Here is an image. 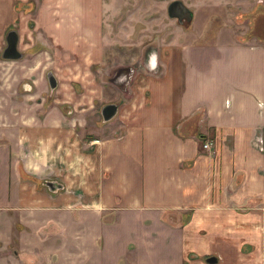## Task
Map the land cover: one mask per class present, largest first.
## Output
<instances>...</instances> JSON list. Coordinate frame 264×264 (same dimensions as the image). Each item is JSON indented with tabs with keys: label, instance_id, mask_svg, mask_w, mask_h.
<instances>
[{
	"label": "crops",
	"instance_id": "obj_1",
	"mask_svg": "<svg viewBox=\"0 0 264 264\" xmlns=\"http://www.w3.org/2000/svg\"><path fill=\"white\" fill-rule=\"evenodd\" d=\"M15 3L0 0L4 31L18 16ZM42 29L52 30L57 48L67 40L55 22ZM224 39L175 45L157 55L155 69L149 58L130 96L115 104L108 93L106 104L117 107L116 131L108 136L87 133L83 140L72 121L68 135L59 128L57 137L60 123L44 118L40 136L28 143L31 155L20 160L25 174L63 189L42 188L30 202L94 213L98 221L115 214L127 229H145V220L162 225L163 213L176 212L185 220L178 228L162 225L176 239L162 245L164 259L264 264V42ZM90 43L100 47L98 38ZM44 53L32 61L44 64ZM94 84L87 88L97 90ZM99 87L100 94L110 90L104 82Z\"/></svg>",
	"mask_w": 264,
	"mask_h": 264
},
{
	"label": "rangeland",
	"instance_id": "obj_2",
	"mask_svg": "<svg viewBox=\"0 0 264 264\" xmlns=\"http://www.w3.org/2000/svg\"><path fill=\"white\" fill-rule=\"evenodd\" d=\"M173 1L192 12L190 23L168 16ZM13 3L18 16L5 31L0 29V264H189L186 258L181 263L164 259L162 248L176 242L162 225L180 227L185 220L181 214L163 213L162 225L145 220L147 228L135 224L127 229L115 214L98 221V215L85 211L42 210L43 204L30 202L29 195L38 197L47 187L25 174L20 156L31 155L28 143L40 136L37 130L44 118L60 123L57 137L59 128L66 133L60 136L68 135L72 121L83 140L87 133L103 137L116 131L117 119L103 130L110 122L101 114L110 103L108 93L115 104L122 95L130 96L136 76L147 70L153 53L163 55L178 44L210 43L217 36L229 42L264 41V0ZM53 22L61 37L67 36L60 48L51 40L52 30L42 29V23L51 27ZM9 31L21 40L22 57L16 61L2 58ZM90 37L98 38L100 47H94ZM37 51L45 52L38 55L44 64L32 61ZM49 74L56 80L54 89ZM94 80L97 90L87 88ZM101 82L109 92L99 93Z\"/></svg>",
	"mask_w": 264,
	"mask_h": 264
},
{
	"label": "water",
	"instance_id": "obj_3",
	"mask_svg": "<svg viewBox=\"0 0 264 264\" xmlns=\"http://www.w3.org/2000/svg\"><path fill=\"white\" fill-rule=\"evenodd\" d=\"M159 1H167V0H159ZM168 16L173 19H177L178 21H187L190 22L192 20L193 14L192 12L183 5L180 1H173L168 5ZM6 47L2 52V58L5 60H18L22 57V54L17 50V42L18 37L15 31H9L6 34ZM48 81L50 84V88L54 89L56 87V80L52 75H48ZM117 112L116 105L109 104L102 108L101 114L103 116L104 121L111 120ZM46 187L50 192H58L63 189V186L55 181L46 182ZM208 264H215L217 262L215 257L208 258L206 260Z\"/></svg>",
	"mask_w": 264,
	"mask_h": 264
},
{
	"label": "clouds",
	"instance_id": "obj_4",
	"mask_svg": "<svg viewBox=\"0 0 264 264\" xmlns=\"http://www.w3.org/2000/svg\"><path fill=\"white\" fill-rule=\"evenodd\" d=\"M156 62H157V56L155 53H153L150 57V66L155 69L156 67Z\"/></svg>",
	"mask_w": 264,
	"mask_h": 264
},
{
	"label": "built area",
	"instance_id": "obj_5",
	"mask_svg": "<svg viewBox=\"0 0 264 264\" xmlns=\"http://www.w3.org/2000/svg\"><path fill=\"white\" fill-rule=\"evenodd\" d=\"M204 149H209L211 147V143L207 142L203 145Z\"/></svg>",
	"mask_w": 264,
	"mask_h": 264
},
{
	"label": "flooded vegetation",
	"instance_id": "obj_6",
	"mask_svg": "<svg viewBox=\"0 0 264 264\" xmlns=\"http://www.w3.org/2000/svg\"><path fill=\"white\" fill-rule=\"evenodd\" d=\"M193 18V17H192ZM183 21H185V20H183ZM183 21H181V22H183ZM180 22V21H179ZM185 22H187V21H185ZM191 22V21H190ZM190 22H187V23H190ZM6 37V36H5ZM5 44H6V39H5ZM5 47H6V45H5ZM132 72H134L133 70H131ZM211 258V257H210Z\"/></svg>",
	"mask_w": 264,
	"mask_h": 264
},
{
	"label": "trees",
	"instance_id": "obj_7",
	"mask_svg": "<svg viewBox=\"0 0 264 264\" xmlns=\"http://www.w3.org/2000/svg\"><path fill=\"white\" fill-rule=\"evenodd\" d=\"M261 41H262V42H264L263 40H261ZM40 184H42V185H43L44 183H42V181H41V182H40ZM165 213L169 214V212H165Z\"/></svg>",
	"mask_w": 264,
	"mask_h": 264
}]
</instances>
